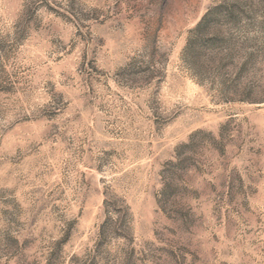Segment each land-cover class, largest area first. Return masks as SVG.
<instances>
[{"label": "rangeland", "instance_id": "1", "mask_svg": "<svg viewBox=\"0 0 264 264\" xmlns=\"http://www.w3.org/2000/svg\"><path fill=\"white\" fill-rule=\"evenodd\" d=\"M0 264H264V0H0Z\"/></svg>", "mask_w": 264, "mask_h": 264}, {"label": "trees", "instance_id": "2", "mask_svg": "<svg viewBox=\"0 0 264 264\" xmlns=\"http://www.w3.org/2000/svg\"><path fill=\"white\" fill-rule=\"evenodd\" d=\"M200 25H202V21L199 23L198 27H199Z\"/></svg>", "mask_w": 264, "mask_h": 264}]
</instances>
